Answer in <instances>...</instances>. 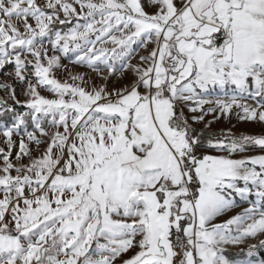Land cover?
I'll return each mask as SVG.
<instances>
[{"label": "snow or ice", "instance_id": "1", "mask_svg": "<svg viewBox=\"0 0 264 264\" xmlns=\"http://www.w3.org/2000/svg\"><path fill=\"white\" fill-rule=\"evenodd\" d=\"M0 74V264H264V0H0Z\"/></svg>", "mask_w": 264, "mask_h": 264}, {"label": "rangeland", "instance_id": "2", "mask_svg": "<svg viewBox=\"0 0 264 264\" xmlns=\"http://www.w3.org/2000/svg\"><path fill=\"white\" fill-rule=\"evenodd\" d=\"M137 48V52L139 53V55H144L146 54L144 49L139 48L138 46H134ZM139 55L136 56L135 59H133L132 63H137V61L139 60ZM72 59V55L69 54L68 58H64L62 57L61 59V63L63 65H65L66 67L58 70L56 72V75L58 78L60 79H68L70 75H74L76 73L79 72H85V71H89L87 69H83L80 68L79 66H76L72 63H70V60ZM11 70V69H9ZM92 76H94V73H90ZM126 76L128 75L127 73L125 74ZM5 79V77L0 74V80ZM126 80H121L118 77H111L110 78V87H120L122 86L124 83H126ZM47 95V93H45ZM4 93L0 92V96H3ZM210 95L212 96H216V95H220V90L219 89H213L210 92ZM19 98L21 100L24 99V96L22 93H20ZM250 103H254L253 101H249ZM212 116L209 115L206 117V120H211ZM197 127L199 128H204L203 124L197 125ZM222 129H231L234 133L236 134H260L261 132H264V125H260V124H256V123H252V122H239L237 121L235 118H230L229 120H225L223 117H221L220 120H218L217 122H215L212 126L210 130H222ZM213 155H218L220 153H211ZM258 154L257 152H248L247 155H255ZM238 204H240V207L235 208L233 211L226 213L223 217H219L217 218L216 221H214V223H222L224 220L231 218L233 215L238 214L239 212H241L243 210V208L248 207L249 205L242 201L239 197L236 198ZM252 199H255V197H252ZM260 238H264V237H260ZM247 243L249 244H254V243H258V240H250ZM242 249H246L247 250V244L245 245H241L239 247H234V246H229L227 248V250H232V251H238V250H242ZM261 251V253H260ZM260 251L258 250V256L261 258H264V249H260Z\"/></svg>", "mask_w": 264, "mask_h": 264}, {"label": "trees", "instance_id": "3", "mask_svg": "<svg viewBox=\"0 0 264 264\" xmlns=\"http://www.w3.org/2000/svg\"><path fill=\"white\" fill-rule=\"evenodd\" d=\"M211 131H218V130H211ZM246 251H247L246 249H243V252H242V250H238V251L227 250L226 255H228L229 258H231V259L244 258V252H246ZM259 251H260V249H259ZM260 253H261V251H260Z\"/></svg>", "mask_w": 264, "mask_h": 264}]
</instances>
